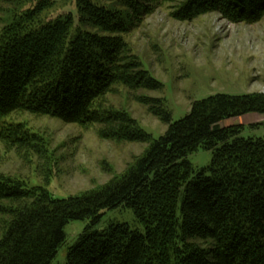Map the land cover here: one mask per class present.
Masks as SVG:
<instances>
[{
  "label": "trees",
  "instance_id": "trees-1",
  "mask_svg": "<svg viewBox=\"0 0 264 264\" xmlns=\"http://www.w3.org/2000/svg\"><path fill=\"white\" fill-rule=\"evenodd\" d=\"M75 1L76 23L71 14L43 23L54 1L0 0V140L33 141L20 125L3 122L16 111L81 125L119 123L126 138L146 139L142 130L130 134L126 113L99 102L113 85L162 86L140 68L122 37L131 16L126 13V21L116 5L136 16L141 0ZM180 1L173 15L181 20L218 11L230 21L253 22L264 12V0ZM158 102L149 104L158 108ZM160 109L166 132L99 189L55 198L0 175V214L7 215L0 225V264H51L66 224L84 219L89 225L65 264H264V137H243L240 123L224 125L264 114V93H217L192 102L172 123ZM199 148L212 158L194 170L188 155ZM119 207L132 209L143 232L127 223L93 228L106 210Z\"/></svg>",
  "mask_w": 264,
  "mask_h": 264
},
{
  "label": "rangeland",
  "instance_id": "rangeland-1",
  "mask_svg": "<svg viewBox=\"0 0 264 264\" xmlns=\"http://www.w3.org/2000/svg\"><path fill=\"white\" fill-rule=\"evenodd\" d=\"M51 1L56 6L42 14L43 23L65 14H71L76 23L75 0ZM100 1L110 4L108 0ZM180 2L141 0L136 16L129 8L116 5L126 21L129 19L125 14L131 16L122 36L127 48L139 61L140 68L162 86L151 90L113 85L99 102L104 109L126 113L130 124L132 121L128 125L130 134L142 130L145 140L126 138L125 126L119 123L81 125L16 111L3 122L20 125L33 141L20 145L0 140V175L19 181L30 190L43 188L55 198L84 194L121 177L144 153L151 138L157 139L166 132L169 124L158 115L161 106L170 113L172 123L185 116L192 102L217 93H264V12L253 22L230 21L218 11L181 20L173 15ZM2 15L0 11V19ZM152 99L160 100L158 108L149 104ZM262 117L256 123H248L252 117L241 119L246 122L242 123L245 129L241 135L264 137ZM239 120H225L224 125L240 123ZM211 158L212 152L202 148L188 155L194 170L209 165ZM1 205L9 208L13 203L3 201ZM5 220L7 215L0 214V225ZM109 223H127L134 230H144L130 208L106 210L93 228L102 230ZM88 225V219L66 224L65 241L51 264L66 263L69 248L77 243ZM201 245L206 247L204 243Z\"/></svg>",
  "mask_w": 264,
  "mask_h": 264
},
{
  "label": "crops",
  "instance_id": "crops-1",
  "mask_svg": "<svg viewBox=\"0 0 264 264\" xmlns=\"http://www.w3.org/2000/svg\"><path fill=\"white\" fill-rule=\"evenodd\" d=\"M261 116H263L262 119L264 120V114H258V113L246 114V115H243V116L238 117V118L240 119L239 121H240L241 124L242 123L243 124L246 123V122H241L242 121L241 119H243V118L247 119V118H250V117H252L253 120L251 122H248V123H256L258 121V119H260Z\"/></svg>",
  "mask_w": 264,
  "mask_h": 264
}]
</instances>
